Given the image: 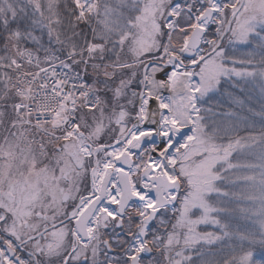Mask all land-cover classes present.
<instances>
[{"label": "snow or ice", "instance_id": "obj_1", "mask_svg": "<svg viewBox=\"0 0 264 264\" xmlns=\"http://www.w3.org/2000/svg\"><path fill=\"white\" fill-rule=\"evenodd\" d=\"M0 264H264V0H0Z\"/></svg>", "mask_w": 264, "mask_h": 264}]
</instances>
